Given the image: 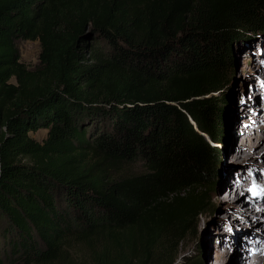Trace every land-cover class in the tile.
Returning <instances> with one entry per match:
<instances>
[{
  "label": "trees",
  "instance_id": "trees-1",
  "mask_svg": "<svg viewBox=\"0 0 264 264\" xmlns=\"http://www.w3.org/2000/svg\"><path fill=\"white\" fill-rule=\"evenodd\" d=\"M237 49L264 61V0H0V264L180 242L226 184Z\"/></svg>",
  "mask_w": 264,
  "mask_h": 264
},
{
  "label": "rangeland",
  "instance_id": "rangeland-1",
  "mask_svg": "<svg viewBox=\"0 0 264 264\" xmlns=\"http://www.w3.org/2000/svg\"><path fill=\"white\" fill-rule=\"evenodd\" d=\"M17 46L20 50L21 62L24 63L30 70L37 69L40 65V43L38 41H19L17 42ZM235 53H237L236 58L238 60V68L232 84L233 88L229 90L230 92L233 91L235 95L239 94V97L236 98V105L233 107L230 116L232 114H239L238 121L247 118L249 121L251 120V124L252 120L256 117L249 116L248 113L245 112V108L248 106H255L258 102L259 104L261 103V108H264V80L258 77L262 74L264 69H259L260 66L258 64L260 59H253L254 57L244 55L246 52L242 49H237ZM246 57L250 59L252 58L253 60L252 72L254 76H251L249 71L246 69ZM249 81H252L253 85H251ZM257 91H262L260 95L261 99H259V101H253L255 97L252 95ZM221 95L222 94H220V96ZM261 105L258 106L259 110H262L260 108ZM240 114L245 115L240 117ZM47 133L48 131L46 130H40L37 133H32L31 136L39 142H42L46 138ZM237 139L238 137L235 138V140L234 138L232 140L230 135L231 142L227 145L228 148L224 157V166L227 167V173H224L223 179H226V184L224 185L222 183L214 189L204 191L209 199L207 203L208 208L205 213H203L199 219L192 222L191 229L186 232L184 238H182L180 242L177 241L170 247L168 245L173 241L167 240L164 244V248L166 246L167 248L157 250L153 258L154 264H246L247 261L240 263L236 262L237 257L241 253L246 252L244 245L245 239L244 241L242 240L243 234L247 233L248 235L251 232L258 231V228L262 226L264 227V223L260 221L259 216L250 212L252 211L251 203L245 202V205L241 204L242 201L236 203V211L240 212L242 215L236 212L238 215L234 214L233 218H230L226 214L228 207V204L226 203L228 201L226 199L224 201L223 199L227 198L225 196L228 194V191H226L225 187L232 188L235 182H238V179L240 178V175H237V172L241 166V159L238 157L239 155L235 153L237 150H241V147L240 145H237ZM207 140H209V138H207ZM210 144L213 143L211 142ZM231 147L233 149H231ZM262 160L264 162V159ZM134 168H137L138 171L140 170L139 166ZM229 171H233V175L228 173ZM250 176L245 177V179L248 180V187L252 193H247L246 196L250 199V201L255 202L259 195L264 197V173L256 175L257 179ZM247 219H249L250 222H246ZM249 237H251V240L255 239V236L249 235ZM72 258V264H90L91 260L89 253L79 247L73 249ZM252 262L253 257L251 258V263Z\"/></svg>",
  "mask_w": 264,
  "mask_h": 264
},
{
  "label": "bare ground",
  "instance_id": "bare-ground-1",
  "mask_svg": "<svg viewBox=\"0 0 264 264\" xmlns=\"http://www.w3.org/2000/svg\"><path fill=\"white\" fill-rule=\"evenodd\" d=\"M261 62H262V65L259 67V69L263 70L264 69V63H263L262 59H261ZM245 63H246L245 64L246 69L249 71L251 76H254V74L252 72L253 71L252 70V68H253L252 58L250 59V58L246 57ZM258 65H260V63ZM261 75L264 76V70H263L262 74H260V76ZM261 79H263V78H261ZM250 80H252V79H250ZM249 83L251 85H253L252 81H249ZM261 93H262V91H257L255 93H253L252 96L255 97V99H253V101L254 100L259 101V99H261L260 98ZM263 99H264V97H263ZM258 106L259 105L256 104L254 107L256 109H258L259 108ZM261 107H262V105L260 106V108ZM243 115H245V114H240V117ZM263 115H264V111L259 110L258 115L254 121V123L256 124L258 129H256L254 131V133H252L251 135H249L246 138H244V136H246V133L244 131V130H246V127H244V125L248 126L249 128H251V127L253 128L254 125H250L251 120L249 121V119L245 118L241 121H238L239 114H237V115L232 114L230 116L231 128H230L229 132H230L232 140H233V138L235 140V138L238 137L237 145L238 146L240 145L241 150H237L235 154H238L239 155L238 157L242 160V161L240 160L241 166L239 167L238 172H237L238 173L237 175H240V178L238 179V182H235V184L233 186V187L238 186L237 191H236V197L238 196V189H241L242 191L245 190L241 196H239L236 200H234L232 202H229V199H227V198H224V199L222 198L224 201H225V199L228 201L226 203V204H228L226 214L230 218H233L234 214H236V215L241 214L240 212L236 211L235 207H237V205H236L237 202L242 201L241 204H244V205H245V202L251 203V210L252 211H250V212L252 214L254 213L255 215L259 216L260 221L264 223V197H262V195H259L256 198L255 202H259V203H255L253 201H250V199L246 195H247V193H250L251 190L247 186L248 180L245 179V177L250 176L251 174L252 175L250 177L256 178V175H259V174L261 175L262 173H264V162L262 160V159H264L263 158L264 157V116ZM237 145H236V147H237ZM231 149H233V148L231 147ZM231 149H230V151H231ZM228 173L233 175L234 172L229 171ZM227 187H229V186H227ZM233 187L229 189V192H231L233 190ZM245 209H248V208H245ZM246 222H250V220L247 219ZM249 235L255 236V239L251 240V237H249ZM244 239H245V241H244ZM242 240L244 241L246 252L241 253L237 257L236 262L240 263L243 261H247L246 264H264V241H263L264 240V227L262 226V227L258 228V231L251 232L248 235H247V233H244ZM252 257H253V262L251 263Z\"/></svg>",
  "mask_w": 264,
  "mask_h": 264
},
{
  "label": "water",
  "instance_id": "water-1",
  "mask_svg": "<svg viewBox=\"0 0 264 264\" xmlns=\"http://www.w3.org/2000/svg\"><path fill=\"white\" fill-rule=\"evenodd\" d=\"M86 36H88V34L86 35ZM224 92V90L222 91V93ZM218 95H220V94H218Z\"/></svg>",
  "mask_w": 264,
  "mask_h": 264
}]
</instances>
